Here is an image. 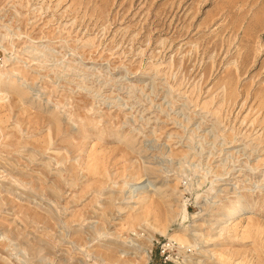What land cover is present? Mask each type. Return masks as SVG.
Masks as SVG:
<instances>
[{
  "label": "rangeland",
  "instance_id": "obj_1",
  "mask_svg": "<svg viewBox=\"0 0 264 264\" xmlns=\"http://www.w3.org/2000/svg\"><path fill=\"white\" fill-rule=\"evenodd\" d=\"M0 84V264H264V0H0Z\"/></svg>",
  "mask_w": 264,
  "mask_h": 264
},
{
  "label": "bare ground",
  "instance_id": "obj_2",
  "mask_svg": "<svg viewBox=\"0 0 264 264\" xmlns=\"http://www.w3.org/2000/svg\"><path fill=\"white\" fill-rule=\"evenodd\" d=\"M4 82V81H3ZM7 82V81H6ZM8 83H10V82H8ZM12 85L13 84H8V86L9 87H11L12 88ZM4 86H6V83H5V85ZM3 87V85L2 84H0V91H2L1 90V88ZM22 91V90H21ZM23 92V91H22ZM21 94V93H20ZM19 95V94H18ZM22 96V94L20 95V97ZM243 209L241 208V207H238L237 209H233V210H231L226 216H225V220H231L233 217H235L236 215H238V214H240V212L242 211ZM224 218V217H223ZM220 219V222L221 221H224V219ZM179 241V240H178ZM180 241H183V240H180ZM185 242V241H184Z\"/></svg>",
  "mask_w": 264,
  "mask_h": 264
}]
</instances>
